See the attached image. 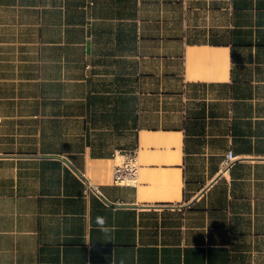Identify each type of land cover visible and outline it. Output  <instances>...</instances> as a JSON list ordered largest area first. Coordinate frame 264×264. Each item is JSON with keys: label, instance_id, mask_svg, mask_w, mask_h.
I'll return each instance as SVG.
<instances>
[{"label": "crops", "instance_id": "crops-1", "mask_svg": "<svg viewBox=\"0 0 264 264\" xmlns=\"http://www.w3.org/2000/svg\"><path fill=\"white\" fill-rule=\"evenodd\" d=\"M0 264H264V0H0Z\"/></svg>", "mask_w": 264, "mask_h": 264}, {"label": "built area", "instance_id": "built-area-1", "mask_svg": "<svg viewBox=\"0 0 264 264\" xmlns=\"http://www.w3.org/2000/svg\"><path fill=\"white\" fill-rule=\"evenodd\" d=\"M119 161L113 167V181L118 185H135L139 174L138 149L122 151L117 155ZM88 185L87 192L94 191Z\"/></svg>", "mask_w": 264, "mask_h": 264}]
</instances>
